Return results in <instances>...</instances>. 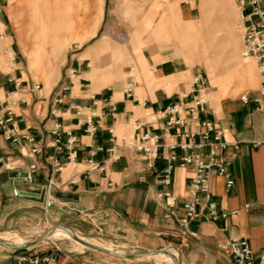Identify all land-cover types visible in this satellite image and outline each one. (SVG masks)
Wrapping results in <instances>:
<instances>
[{
	"label": "crops",
	"instance_id": "1",
	"mask_svg": "<svg viewBox=\"0 0 264 264\" xmlns=\"http://www.w3.org/2000/svg\"><path fill=\"white\" fill-rule=\"evenodd\" d=\"M143 1L167 4V10H170L161 14L152 33L153 39L173 33L171 28L165 26L166 19L172 18L184 27L197 28L199 44L204 45L199 46L201 50L207 49V36L219 33L221 38L222 34L232 29L237 39L236 59L239 49L241 54L239 0H228L229 13L224 17L219 16L217 0ZM260 5L264 9V0ZM148 13L143 15L145 30L151 26ZM2 17L0 11V102L6 100L8 93L14 92L15 83L20 84L11 97L23 96L26 104L14 110V129L18 138L31 136L41 153L30 157V145L21 138L19 145L5 141L0 130V210L16 211L19 202L28 203V209L38 205L16 199L7 177L10 172H26L34 164L36 170L30 173L28 181H14L18 191L39 194L50 181L53 186L46 193V202L39 204L41 209L50 201L54 209H66L64 216L73 215L70 230L80 236L98 235L116 243L113 234L123 232L124 236L120 239L132 244L131 251L126 254L166 250L177 254L179 264H231L227 254L218 249V245L230 239L245 240L256 254L263 250V116L251 105H244L240 101L242 96L254 98L258 95L254 63L242 65L235 62V76L229 80L215 77L211 82L203 70H192L186 66L169 45L156 54L149 45L152 39L147 38L138 59L126 58L120 65L112 67L104 55L108 49L105 43L82 53L78 48L63 66L57 80L48 84L60 47L59 41L53 39L49 43L50 52L45 53L42 62L34 54H28L30 67L37 68L44 84L41 90L31 91L34 84H30L28 72L13 49L11 34ZM197 70L203 72L208 80V104L199 118L221 128L225 140L232 145L225 152L226 156L232 157L229 169L232 188L227 191L225 180L211 172L210 192L223 212L236 213L216 222L193 220L185 233L178 221L184 215L182 203L192 170L175 168L171 174V184L165 188L160 180L166 164V150L161 149L156 166L148 168L141 155L127 149L125 142L134 139L138 133H149L159 136L162 144L171 143L165 136L166 119L158 112L181 102V95L189 92L191 76ZM244 70H249V76ZM115 72L118 73L116 77L113 76ZM130 80L132 97L127 99L123 89ZM60 87L67 90L63 93L62 104H56L57 89ZM91 116L88 125L87 119ZM137 122L143 126L135 132ZM57 123L77 138L71 163L66 160L64 152H54L50 131ZM89 126L95 129L92 134L87 133ZM113 146L119 160L108 157L105 152ZM48 156L58 159L62 165L60 172H54L51 165L46 163ZM6 162L9 170H5ZM165 190L178 199L172 210L167 208L164 199L158 198ZM58 192L66 194L67 198L54 199V194ZM13 204L15 206L11 207ZM52 232L63 234L67 231L57 227ZM42 245L47 247L37 252L55 257L48 264H169L158 255L123 259L95 252L102 257H90L85 252L69 253L53 243ZM11 256L12 253L0 258L7 262Z\"/></svg>",
	"mask_w": 264,
	"mask_h": 264
},
{
	"label": "rangeland",
	"instance_id": "2",
	"mask_svg": "<svg viewBox=\"0 0 264 264\" xmlns=\"http://www.w3.org/2000/svg\"><path fill=\"white\" fill-rule=\"evenodd\" d=\"M217 1L219 16H226L229 13L228 0ZM166 6L167 4H153L143 0H127L125 2L119 0H0L2 21L6 23L11 34L13 49L25 71L28 72L30 84L39 85L40 90L44 84L39 78L37 68L30 67L28 54H34V57H38L42 62L45 53L50 52L49 43L53 39L59 41L60 47L57 61L50 72L48 84H53L57 80L63 66L78 48L82 53L105 43L108 49L104 55H106L107 63L112 67L120 65L126 58L138 59L147 38L152 39L149 45L153 47L156 54L169 45L186 66L192 70L198 68L203 70L211 82L215 80V77L229 80L231 76H235L234 73L237 69L235 62L242 65L253 64L240 57V49L236 59L237 39L232 29L222 34L221 38L219 33L207 36L205 41L207 49L201 50L199 46L204 45L199 44L197 28L184 27L175 23L174 19L168 18L165 26L168 29L171 28L173 33H165L153 39L152 33L160 21L161 14L163 11H170ZM145 12H150L148 20L151 26L148 30L144 28L143 15ZM133 15L139 17L132 18ZM202 42L204 43V40ZM82 56L90 58V56ZM245 73L249 76V70H246ZM117 74L115 72L113 76L116 77ZM37 204L28 209V203L19 202L16 205V211L1 209L0 234L5 232V234L8 233L14 237L21 236L13 240L15 243L21 244L26 241V236L37 230L47 231L56 226L73 227V215L70 217L63 215L66 209H54L53 202L50 207L42 205V209L39 203ZM4 205L5 203L2 202V206ZM74 224L77 223L74 221ZM52 233L49 236L53 237L55 241L53 244L60 249L73 252V254H79L87 249L74 241L68 232ZM121 236H124L121 231L113 234V238H116L115 240L119 243L111 242L98 235L81 236L80 240L88 244V239L95 238L98 240L97 242L103 241L107 247L118 246L121 251L128 253L131 251L132 244L121 240ZM50 244L48 243V245ZM44 247L47 245L35 246L33 251L37 252ZM12 252L0 247V256ZM85 253L90 257H102V255L88 250ZM4 262L5 260L0 258V263Z\"/></svg>",
	"mask_w": 264,
	"mask_h": 264
},
{
	"label": "built area",
	"instance_id": "3",
	"mask_svg": "<svg viewBox=\"0 0 264 264\" xmlns=\"http://www.w3.org/2000/svg\"><path fill=\"white\" fill-rule=\"evenodd\" d=\"M261 0H239L238 11L241 20V58L251 61L255 65L258 80V95L254 98L242 96L240 101L244 105H251L253 109L263 116L264 132V9L260 5ZM74 73V71H73ZM20 84H14V92L6 96V100L0 102V130L5 141L19 145V139H23L30 145L29 155L37 156L41 153L35 140L31 136L22 135L17 137L14 129V110L19 105L26 104L23 96L11 97L16 93ZM208 80L206 75L197 70L190 80V90L181 95V102L167 106L158 114L165 117V136L172 142L161 143V138L149 133H138L133 139L125 142V147L141 155L148 168H154L159 158V151L166 150L165 166L162 170L160 184L168 188L171 184V174L175 168H188L192 170V176L188 182L186 197L182 203L184 215L178 221L183 232L188 231L190 222L196 219H203L207 222L225 220L228 216L236 212H223L214 200L209 188V175L214 172L216 176L225 180V189L232 188L233 182L229 169L232 157L226 156V150L232 146L224 137V131L216 127L212 122L201 121L199 115L205 111L208 104L206 92ZM40 90L39 85L32 86L31 91ZM67 89L60 87L57 89L56 104H62ZM123 95L128 99L132 97V80L123 89ZM78 114V108L76 110ZM91 117L87 119L88 125ZM143 126L136 123L135 132ZM90 127V126H89ZM87 129L88 134H92L95 129ZM112 133V132H110ZM50 135L53 138V148L56 154L64 152L66 160L71 163L74 160V147L77 138L70 132L64 131L61 124H55ZM124 141L123 138L120 139ZM264 143V139L262 141ZM257 146V145H255ZM236 149V146H234ZM102 149H98L101 151ZM108 157L119 160L115 146L105 150ZM46 163L51 165L54 172H60L62 165L55 156H48ZM90 163V161H89ZM95 169V168H94ZM5 170H9L6 162ZM36 170L33 164L26 170L28 177ZM53 186L49 181L44 189L49 192ZM159 199L167 202V208L172 210L178 203V199L170 191L165 190L158 195ZM247 208V206L245 207ZM218 249L225 252L231 264H264V248L256 254L249 244L242 239H230L220 245ZM55 260L49 253L34 252L33 248L12 252V256L7 262L0 264H48Z\"/></svg>",
	"mask_w": 264,
	"mask_h": 264
},
{
	"label": "water",
	"instance_id": "4",
	"mask_svg": "<svg viewBox=\"0 0 264 264\" xmlns=\"http://www.w3.org/2000/svg\"><path fill=\"white\" fill-rule=\"evenodd\" d=\"M7 177L9 179V181H10L9 188H10L13 196L16 199L26 200V201H30V202H34V203H39V204H43V203L46 202V192H45L44 189L41 190L39 194L38 193H34V192H22V191H18L17 190V188L14 185V181L15 180L28 181L29 177H28V174L26 172H24V171L10 172V173L7 174ZM53 197H54V199H57V200H65L67 198V195L64 194V193H59L58 192V193H55ZM46 204H47V206L50 207L52 205V202H47ZM56 227H59L62 230L67 231L70 234V237L74 241L82 244L89 251H92V252H100V253L107 254V255L112 256V257L123 258V259H136V258L149 257V256H154V255H159L160 254V255H165L168 258H170L171 260H173L174 264H179L178 257H174L171 253H169L166 250L140 251V252L130 253V254H116V253H113V252H111L109 250H106V249H103V248H99V247H96V246H92V245H89V244L83 242L82 240H80V238L77 235L72 234L71 230L66 228V227H60V226H56ZM56 227H53V228H50L49 230H47L45 232L44 236L42 238L38 239V240H32V238H27L26 237V241L24 243H21V244H9V243H4V242L0 241V247H2L3 249H7V250H10V251H13V252H18V251H24V250L33 248L35 246L42 245L44 239Z\"/></svg>",
	"mask_w": 264,
	"mask_h": 264
},
{
	"label": "bare ground",
	"instance_id": "5",
	"mask_svg": "<svg viewBox=\"0 0 264 264\" xmlns=\"http://www.w3.org/2000/svg\"><path fill=\"white\" fill-rule=\"evenodd\" d=\"M55 229V228H54ZM71 233L72 234H74L73 233V231H71ZM44 234H45V232L44 231H40V230H37V231H35L34 233H32L31 235H29V236H26V237H29V238H32V240H38V239H40V238H42L43 236H44ZM51 234V233H50ZM49 234V235H50ZM28 235V234H27ZM47 236L45 239H44V241H43V244H46V243H53V242H55L54 241V239H53V237H50V236ZM75 235H77V234H75ZM80 239L82 238L80 235H77ZM19 237H21V236H19ZM19 237H14V236H12V235H9V234H5V232L4 233H1L0 234V241L1 242H4V243H9V244H20V243H15L13 240H15L16 238H19ZM98 240H95V238L93 239H88V244L89 245H92V246H96V247H99V248H103V249H106V250H109V251H115L117 254H126V253H124L123 251H121L119 248H118V246L116 247V246H112V247H110V246H108L107 247V245L102 241H100V242H97ZM118 242V241H117ZM119 243V242H118ZM121 244V243H120ZM77 246V245H76ZM104 246H106V247H104ZM88 249H86V251H87ZM85 250H83L81 253H83ZM85 251V252H86ZM89 251V250H88ZM129 251V250H128ZM67 252V251H66ZM114 252V253H115ZM127 252V251H126ZM70 253V252H69ZM174 257H177V254L176 253H171ZM159 256V257H158ZM158 256H155V257H158V258H164L165 260H166V262H168L169 264H174V262H173V260H171L170 258H168L167 256H165V255H158ZM155 257H153V258H155ZM156 259V258H155ZM154 259V260H155ZM156 261V260H155ZM161 262V261H160Z\"/></svg>",
	"mask_w": 264,
	"mask_h": 264
}]
</instances>
